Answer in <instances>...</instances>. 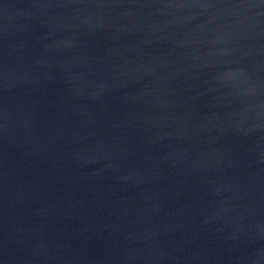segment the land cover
<instances>
[{
  "label": "water",
  "instance_id": "water-1",
  "mask_svg": "<svg viewBox=\"0 0 264 264\" xmlns=\"http://www.w3.org/2000/svg\"><path fill=\"white\" fill-rule=\"evenodd\" d=\"M0 264H264V0H0Z\"/></svg>",
  "mask_w": 264,
  "mask_h": 264
}]
</instances>
